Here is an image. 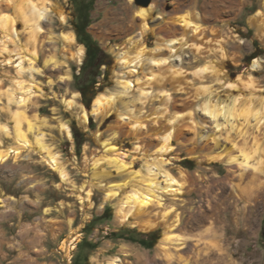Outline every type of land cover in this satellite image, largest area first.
<instances>
[{
	"label": "rangeland",
	"instance_id": "obj_1",
	"mask_svg": "<svg viewBox=\"0 0 264 264\" xmlns=\"http://www.w3.org/2000/svg\"><path fill=\"white\" fill-rule=\"evenodd\" d=\"M28 1L0 0V18L8 15L15 23L10 34L0 25V123L7 125L11 133L0 132V149L20 147L15 136L14 111L24 110L35 125L31 131L26 120L22 123L33 147L21 146L18 154L13 152L0 163V264H107L117 256L123 264H171L158 248L164 233L162 226L143 231L131 222L120 223L118 199L122 190L117 188L119 196L109 198L108 189L125 181L126 176L111 163L113 154L103 148L101 140H108L124 153L123 159L133 170L145 174L146 162L150 160L161 167L154 166L156 172L168 169L176 176L185 172L183 191L178 195L162 193L161 203L158 205L156 199L139 218L157 221L160 209L173 205L181 217L174 231L189 237L187 245L172 250L174 258L182 256L184 261L188 257L192 264H230L225 258L228 254L233 264H264V199L251 197L261 184L260 179L248 171L229 181L230 164L208 159L231 154L241 161L244 149L255 153L252 163L264 160V40L253 23L258 13L264 21V0L234 3L226 8L223 19L205 14L201 7V13L208 17L200 21L204 31L189 34L191 41L203 40L201 50L177 43L178 49L166 64L143 57L131 66L133 84L127 90L118 83L116 75V71H122L118 53L127 49L134 52L130 39L136 40L140 35V16L136 11L142 4L136 0H93L89 10L90 0H48L51 9L41 20L42 29L35 30L37 15L30 10ZM32 2L42 5L44 0ZM165 2V12L164 5L159 6L148 19L150 30L145 42L149 47H155L158 38L151 28L177 13L173 12L174 0ZM185 12L186 4L180 13ZM133 21L136 23L130 30H117L121 22ZM86 22L89 25L84 36L101 48L98 67L93 63L84 66L86 47L80 60L73 56L76 49L64 40V33L76 34L75 28H82ZM219 37L227 50L224 56L209 47V42ZM76 38L81 43L77 34ZM33 54L37 59L32 60ZM48 55H55L60 65L46 63ZM254 59L262 61L257 70L251 68ZM207 66V72L201 71ZM171 69L178 72L175 79L169 75ZM152 73L159 75L156 81ZM93 74L97 75L96 86L89 93L92 102L88 107L78 85L93 80ZM249 74L252 83L248 81ZM22 85L31 90L19 105L9 93ZM101 93H119L106 116L89 111ZM20 96L17 93V98ZM66 99L77 100L88 111L84 124L80 106L69 107ZM210 99L233 107L228 120L224 115L214 119L206 113L203 105ZM246 108L252 111L248 117ZM62 123L70 126L72 138ZM74 124L85 134L80 150L73 136ZM172 125L176 127L172 149L159 153L162 134ZM37 135L58 154L68 172V181H63L60 173L46 163L37 149ZM138 144L141 153L133 152ZM158 177L164 185L163 172ZM261 177L264 182V170ZM83 185L85 191L81 192ZM130 188L127 186L125 192ZM88 190L90 199L81 202L80 193ZM113 232L152 238L155 244L146 247L114 236ZM34 236L40 239L33 242ZM69 239H75V248L70 252L63 248ZM210 241L224 249L223 258L205 259ZM126 244L136 251L122 254ZM196 258L199 262H195Z\"/></svg>",
	"mask_w": 264,
	"mask_h": 264
},
{
	"label": "bare ground",
	"instance_id": "obj_2",
	"mask_svg": "<svg viewBox=\"0 0 264 264\" xmlns=\"http://www.w3.org/2000/svg\"><path fill=\"white\" fill-rule=\"evenodd\" d=\"M47 1L48 0H44L42 5L34 4L32 0L28 1L30 10H32L37 15V18L36 17L34 18L35 30L42 29L41 20L44 17H47L51 9L48 6ZM129 1L132 2L133 0H129ZM161 1L162 2L153 0L148 5H139L136 13L140 16V22L137 23L140 28V35L136 40L130 39L131 44H132L131 47L134 48V52H132V49H127L123 52L118 53L119 62L122 66L121 67L122 71L121 72L116 71V75L119 77L118 83L123 87L124 90L130 89L133 84V81L130 79L131 74L133 72L131 69L132 64L137 63L143 57L149 58L151 62L153 63H160V64L165 63L166 64L169 58L173 55L174 50L176 48L178 49L177 43H179L180 47H184L187 45V46L192 47L194 50H198V51L201 50L200 46L202 45L203 40H200V41L198 40L199 42H194V41H191L189 37L190 33H193L194 35L195 32L201 33L204 31V27L200 23V21L204 18L208 19V17L207 15H204V13H201L200 11L201 7L204 9L205 14L209 13L215 16L216 19H223L222 14L227 12L226 11L227 7H230V8L233 7L232 4L234 3L239 4V5L243 3L242 0H174L175 6L173 7V12L175 13L177 12L176 15L168 16V18L166 19V22L158 24L156 28H151L152 32H155V34L158 35V38L156 41V46L149 47L148 44L145 42V35L150 30L148 19L155 12V10L158 9L159 6L164 5L162 8V11L165 12L166 10L165 1L166 0H161ZM185 4H186V12L180 13L183 10V6ZM61 18L63 21H65L66 20L65 14L64 15L62 14ZM263 22L261 21L260 13H258L253 18V23H256L257 26L259 27L260 32L263 33L261 35L262 40H264V23ZM135 23L136 22L134 21L131 24H125L124 22H121L117 30L122 31V32L128 31L133 26H135ZM14 24H15L14 18L8 15H3L0 18V25L3 26L5 31L9 32V34L14 31ZM229 37L230 36H227V38ZM233 38H236V36H233ZM64 40L69 45V47H74L76 49V51L73 53V56L77 57V59L82 60L85 54V46L81 43L79 44L77 43L76 34L73 31H68L64 33ZM209 47L212 50L219 52L223 56L227 54L225 43L223 42L221 37L210 41ZM34 59H37V56L35 54H33V57H32V60ZM261 62H262L261 59H254L251 65L252 70H257L261 66ZM46 63L53 64L54 66H58L59 64L58 59L55 57V55H48L46 58ZM128 68L130 69L127 71L126 69ZM209 69L210 67L207 66L205 68H202L201 71L207 72ZM169 73H170L169 75L173 79H175L178 72L174 69H171ZM152 74L154 77L153 79H155L154 81H156L159 75L155 73H152ZM247 78H248V81L252 83L251 74H249ZM150 80L151 79H149V81ZM29 90H31V88H26L25 85H22L20 89L11 91L9 93V97L11 100L16 102L17 104L22 105L24 95ZM17 93H20L21 95L19 98H17ZM77 94H80V93H77ZM118 97H119V93H111V94L101 93L94 99V104H93L91 112L96 116H99V115L106 116L107 113L109 112L110 106L113 105V103L118 99ZM65 102L68 104L69 107H72L74 105L80 106L81 108L80 119H82L84 122L87 120L88 111L85 109L83 105H80V103L77 102V100L75 99L67 100L66 99ZM204 103L205 104L203 105V109L206 111V113H210L211 116L214 117V119L216 118L218 119V117H220L221 115H224V117L228 120L229 117L233 114V107L230 106L228 103H222L214 99H210ZM244 113L248 117L249 114L252 113V111L246 108V111H244ZM259 114H260V111L255 113V115L257 116ZM14 117L16 120L15 136L17 138V142H19L20 147L21 146L33 147V144L28 138L27 132L23 130L24 128H22L23 126L22 123L24 120H26L28 122V126L31 131L35 129V125L27 119V116L24 110L18 109L14 111ZM62 127L66 131L68 136L72 138V132H71L70 126L67 123H62ZM175 131H176V127L173 125L164 130L162 134V139L158 143L157 151L159 153H164L172 149L171 139ZM0 132L5 133L6 135L11 134L7 125H3L1 123H0ZM99 136L100 135H98V137ZM36 143H37V149L43 153L42 156L44 160L46 161V163L60 173L63 181H68V172L65 169V167L62 165V163L60 162L58 154L56 152H53L47 146V144L43 141L42 137H40L39 135H37L36 137ZM101 144L103 145V148L105 150L112 152L113 155L110 158L111 163L116 165L118 169L126 176L125 181H123L120 184L112 185L108 189L109 198H114V197L119 196L120 191H118L117 188L122 190L121 191L122 196H120L118 199V216H119L120 223L124 224V223L131 222L133 226H136L143 231H148V230L154 229L157 226H162L164 228V233L158 244V248L162 252V256H164L165 258H168L171 264H192V261H190L188 257L185 258L183 261L182 256H178L177 258H174V253H172V250L178 249L180 247L183 248L184 245H187L188 240H189V237H186L180 232L178 233L174 231L175 228L179 226V223L181 222V217L179 215V212H176V211L174 212V209L172 208L173 205L171 207H166L165 209H160L158 207L160 211L158 213L157 221L152 222L146 219H145L146 221L144 220L141 221L139 219L144 212L148 211L147 210L148 207L156 199L158 200V205L161 203L160 196L162 195V193L167 194V192H170V193H173L174 195H178L179 193L183 191L184 184H185V175H186L185 172L181 171L179 176H176L175 174L170 172L168 169H165V170L160 169L159 172L158 171L156 172L153 169V167L158 166L157 161L147 160L146 162L147 172L144 174L139 170H133L130 164H128L123 159L122 156L124 153L119 152L116 146L110 145L108 140H101ZM20 147L19 146L10 147L8 151H5V150L3 151L0 149V163L8 160V158L12 156L13 152L18 154L20 151L19 150ZM242 151H243V154L241 155V157H243V160L241 161H239V156H233L231 154L226 156L225 158H223L220 155V156H211L208 159L209 160L217 159L220 161H225L228 164H230L229 172L227 175V179L229 181L230 180L232 181V179L235 178L237 175H240L243 177L244 174L250 171L251 176L260 179V183H261L257 186L256 190L251 193L252 195L251 197H254V199H259V198L264 199V182L262 181V177H261V174L264 170V160L258 159L256 163H252L251 158L255 156V153L245 151L244 149H242ZM133 152L135 153L142 152L139 144L136 145V149ZM199 159L201 160V158ZM162 161L163 160H161V162ZM161 172H163L164 177H165L164 185L161 184V181L159 180V177H158L159 173ZM127 186H130L131 188L129 191L125 192V189L127 188ZM80 191L81 192L85 191L84 185L81 187ZM90 193H91L90 190H88L84 194L80 193L79 198L81 199V202H84L86 200L88 201L90 199ZM2 200L3 198L0 194V201ZM172 214H174L173 218H171ZM211 216L213 217V215ZM39 239H40V236L38 237L34 236L32 241L37 242ZM210 243L211 244H207L209 246L207 247L205 259L209 260L211 259L210 257H216V256H218L219 258H223L224 253L222 251L224 249L221 248V246H219L218 243H215V242L213 243L212 241H210ZM63 248L66 251L70 252L72 249L75 248V239H69V240L64 241ZM209 248H211V251L213 252L211 255H210ZM191 249H194V248H191ZM132 251H136V248H134L133 246L129 244H126L123 246L122 254L130 255ZM20 254L21 256L23 255L22 253ZM139 257H141L142 259L143 254L140 253ZM225 258L229 261L230 264L234 263L233 258L231 256L229 257L228 254L227 256H225ZM195 262H199L198 258L195 259ZM100 264H103V263H100ZM107 264H123V263L121 262V258L117 256L109 260Z\"/></svg>",
	"mask_w": 264,
	"mask_h": 264
},
{
	"label": "trees",
	"instance_id": "obj_3",
	"mask_svg": "<svg viewBox=\"0 0 264 264\" xmlns=\"http://www.w3.org/2000/svg\"><path fill=\"white\" fill-rule=\"evenodd\" d=\"M94 1L90 0L88 2V7L89 10H91L92 5H93ZM89 25V22L84 23V26L82 28H79L78 26L75 28V32L77 34L78 40L79 42H81L82 44L85 45L86 47V61L84 63V66L89 64V63H93V66H99L98 63H96L98 61V57L101 53V48L100 46L93 41L90 37H85L84 36V30L85 28H87V26ZM252 58H255V56H253ZM89 76L91 78L92 76V72H89ZM96 74H93V80H89L87 83L85 84H79L78 85V90L81 92L82 96H83V100L86 103V105L88 107H90L91 102H92V97H89V93H91L93 91V88L96 86ZM92 123V122H91ZM85 134L74 124V128H73V136L77 145L78 150H80L82 144L85 141ZM108 210V208H106V211ZM103 217H105V214L103 215ZM153 234V233H152ZM114 236H118L120 238H125L127 240L133 241V242H139L140 244L146 246V247H152L155 244V240L152 238H145V237H135L131 234H128L127 236H124L123 234H116L115 232H113Z\"/></svg>",
	"mask_w": 264,
	"mask_h": 264
},
{
	"label": "water",
	"instance_id": "obj_4",
	"mask_svg": "<svg viewBox=\"0 0 264 264\" xmlns=\"http://www.w3.org/2000/svg\"><path fill=\"white\" fill-rule=\"evenodd\" d=\"M151 1L152 0H136V2L138 4H142V5H148V4H150ZM89 111H91V110H89ZM81 124H84V121L82 119H81Z\"/></svg>",
	"mask_w": 264,
	"mask_h": 264
}]
</instances>
